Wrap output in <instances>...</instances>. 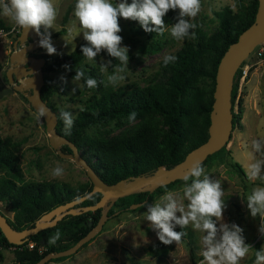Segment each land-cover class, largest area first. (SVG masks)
I'll return each instance as SVG.
<instances>
[{"label":"rangeland","instance_id":"1","mask_svg":"<svg viewBox=\"0 0 264 264\" xmlns=\"http://www.w3.org/2000/svg\"><path fill=\"white\" fill-rule=\"evenodd\" d=\"M118 2L119 0H113V3ZM131 2L132 0H127V3ZM54 3L59 14L54 29L50 31L53 32L60 27V22L66 12L67 19L64 25L67 30L51 38L57 53L51 54L50 57L58 53L69 52L83 36L79 22L74 16L76 0H54ZM252 3L253 0H201V11L193 21L197 24L193 30L196 37L194 39L185 38L182 41L175 40L169 31H165L162 36L157 34L155 37L139 34L134 29L136 20L118 17L121 27L119 35L123 38L121 46L128 47L129 62L128 67L121 73L125 79L115 88L118 86L131 88L164 82L170 70L169 64L164 66L163 57L167 54L174 55L187 39L199 40L202 43L205 52L204 60L209 64V57L213 53L212 48L219 43L217 31L220 19L217 11L226 5H235L234 13L241 16L244 15L246 7ZM8 23L11 26L14 22L9 20ZM174 23L165 24L166 28L170 29ZM16 29L19 30L20 27L16 26ZM14 37L15 33L0 36V84L2 87L10 86V83L4 79L3 72L9 65L8 55L12 49ZM155 40L160 43V46L150 50ZM35 52L45 53L47 51L39 47ZM95 59L88 61L85 58L81 66L74 67L71 71L63 67L45 71L54 78L57 86L50 97V102L57 107L60 122L57 129L59 131L64 129L60 113L67 111L75 118L79 110L85 106V98L95 91L100 83L107 85V76L120 66V61H113L106 50H102ZM245 59L248 65L247 75L239 83L234 104V111L238 112L239 104L242 108L239 121L231 131L225 150L203 167L210 178L221 182L224 190L223 198L226 207L223 212V222L240 226L243 229L242 235L245 243L250 245L249 253L240 261V264H254L255 252L264 248V236H261L258 231L259 217L253 218L247 207V195L253 187L264 186V182L259 180L249 182L247 169L248 165L253 162L251 146L253 139L264 137V42L258 44ZM108 60L112 61V65L107 68L106 72H101V62ZM81 67L96 71L97 87L87 88L82 79L79 85L83 86L73 92L75 85L72 78L75 75V69ZM202 81L204 82L203 88L209 92L211 84L208 78H203ZM37 116L38 112L33 109L25 93L14 90L0 97V137L12 136L20 141L18 165L22 175L26 179L66 181L72 185L86 182L89 177L85 169L76 163L74 158L61 156L57 152L56 148L49 143L50 132L46 129L43 117L38 120ZM153 116L156 118L158 127L165 128L160 117L156 114ZM142 120L141 117H135V120L130 122L128 117L124 116L108 123L94 124L86 129V133L90 138H110L131 131ZM83 150L87 151V144H82L80 151ZM234 162H237L242 170L236 168ZM57 166L63 169V173L54 177L52 171ZM3 173L4 170L0 169V176ZM190 182L191 180L188 181ZM184 184L185 180L167 190L177 192L182 196ZM164 193L157 195L147 205L158 202ZM184 203L186 205L187 201L185 200ZM0 211L9 217L13 215V211L8 208L5 201L1 200ZM146 211L145 206L134 211L116 212L108 216L100 231L81 245L77 251L63 255V258H52L43 264H199L202 260L200 255L202 233L194 231L191 226L185 228L191 231V236L183 235L180 242H173V248L165 255L161 257L149 255L146 247L157 241L158 237L157 230L153 229L151 223L144 219ZM217 226L219 227V222ZM189 238L191 239L187 242ZM255 242L258 244L255 245ZM15 254L14 246H0V264H12Z\"/></svg>","mask_w":264,"mask_h":264},{"label":"trees","instance_id":"2","mask_svg":"<svg viewBox=\"0 0 264 264\" xmlns=\"http://www.w3.org/2000/svg\"><path fill=\"white\" fill-rule=\"evenodd\" d=\"M257 5L258 0H253L241 16L235 14L230 5L217 11L220 19L217 31L219 43L212 48L213 53L209 57V64L205 63L202 43L199 40L187 39L175 52L174 56L177 59L169 63L170 72L164 82L131 88L123 86L115 88L100 83L97 89L85 98V106L74 118L71 134L65 135L64 129L57 130L72 140L79 151L82 144H87V151H80L81 155L108 183L131 175L149 173L158 165L166 167L174 165L184 157L187 151L206 139L218 62L227 46L254 20ZM176 15L175 11L169 10L163 18L165 24L176 22ZM66 19L67 12L60 22V27L51 32V38L66 32L67 28L64 25ZM0 27L9 28L1 20ZM134 29L137 33L149 37L157 35L145 32L137 20ZM18 33L17 30L15 35ZM86 43L82 36L69 52L58 53L52 57L47 52L41 53L46 58L43 67L45 81L40 89L41 96L47 99V103L56 110L57 116V107L50 102V97L57 86L54 78L45 71L65 68L64 65H69L70 69L81 66L85 59L81 46ZM159 46L160 43L155 40L150 50L157 49ZM111 58L116 61L115 58ZM245 61L246 59L242 61L234 75L231 96L233 127L238 123L242 110L239 104L238 112L234 111V104L242 65ZM83 70L85 79L89 77L96 79L98 76L94 69L83 68ZM3 76L8 81L5 70ZM203 78H208L211 84L209 92L203 88ZM133 111L136 112V117H141L143 120L127 133L110 138H90L86 133V129L94 124L108 123L124 116L129 117ZM155 114L160 117L165 128L158 127L156 118L153 116ZM59 124L58 116L57 125ZM19 144L20 141L12 136L0 137V169L4 170L0 176V200L5 201L8 208L13 211L12 217L7 216V219L14 228L22 229L33 225L41 214L58 204L87 193L92 188L90 179L77 185L66 181L26 179L18 165ZM226 144L209 154L201 165L204 166L223 152ZM61 149L71 150L67 144H63ZM233 164L242 170L237 162ZM182 181L184 178H178L158 186L153 191H137L118 197L108 209L109 216L116 212L143 208L157 195H161ZM101 195L99 191L93 192L76 203L74 207L82 209L84 206L94 204ZM140 201L142 203L139 206L130 207L131 203ZM100 215V207L94 210H82L79 213H67L55 224L28 235V238L19 244L8 241L0 230V246H14L16 254L12 264H30L48 251L72 245L98 221ZM58 230L61 233L60 239L55 245L49 244V237ZM176 231H182L184 235L191 236V231L181 229L179 226L176 227ZM30 243L33 245L30 246ZM257 244L258 242H255V245ZM173 246L174 244L165 245L158 239L146 247V252L149 255L161 257ZM55 258H63V256Z\"/></svg>","mask_w":264,"mask_h":264},{"label":"clouds","instance_id":"3","mask_svg":"<svg viewBox=\"0 0 264 264\" xmlns=\"http://www.w3.org/2000/svg\"><path fill=\"white\" fill-rule=\"evenodd\" d=\"M231 7L235 12L236 6ZM169 10L177 13L176 22L170 29L166 28L163 19ZM200 11L201 0H132L130 4L127 0H119L118 3H113V0H76L74 16L82 29L83 39L87 42L81 46V51L88 61L96 60L102 50H106L109 56L120 61V66L107 76V85L115 87L125 79L121 73L128 67L129 62V49L127 46H121L123 38L118 34L121 32L118 17L139 21L145 32L162 36L165 31H169L175 40L182 41L185 38L196 37L193 30L197 24L193 21ZM58 14L54 0H0V15L10 18L25 33L35 31L40 37L39 46L46 49L49 55L57 53L51 40L50 29H54ZM65 43L67 44L66 40ZM176 59V56L167 54L163 57V64L167 66ZM110 65L111 60L101 62V72H106ZM64 67L71 70L69 65ZM82 79L87 88L97 87V81L90 77L85 79V71L79 68L75 69L72 78L75 85L73 92L83 86L79 85ZM47 114V110L41 107L37 119ZM135 117L136 112L133 111L128 119L131 122ZM60 118L64 122L65 135H70L74 117L71 113L62 111ZM251 146L253 162L248 165L247 178L249 182L257 180L264 182V137L253 139ZM257 156L259 158H256ZM62 173L63 169L59 166L52 171L54 177ZM184 180L182 196L166 190L158 202L146 205L144 219L157 230L158 239L165 245L181 241L185 233L176 231L177 226L181 229L191 226L194 231L202 233L200 240L202 260L199 264H240L249 253L250 245L245 243L243 229L240 226L223 222L226 205L221 182L210 178L199 161L192 164ZM247 207L253 218L259 217L258 231L264 236V186H255L251 189L247 195ZM60 237L61 233L58 230L49 237L48 243L55 245ZM254 264H264V248L255 252Z\"/></svg>","mask_w":264,"mask_h":264},{"label":"water","instance_id":"4","mask_svg":"<svg viewBox=\"0 0 264 264\" xmlns=\"http://www.w3.org/2000/svg\"><path fill=\"white\" fill-rule=\"evenodd\" d=\"M18 31L19 33L15 35L12 49L8 55L9 65L5 70L10 86L2 87L0 84V97L17 90L26 94L35 111L38 112L41 107H44L48 113L43 119L46 129L50 132L48 136L49 143L56 148L61 156L74 158L76 163L85 169L92 182V188L79 197L54 206L41 214L33 225L22 229L14 228L8 221L7 215L0 211V230L8 241L19 244L26 240L28 235L55 224L67 213H79L82 210L101 208L98 221L76 242L66 248L48 251L37 261L30 263L43 264L51 258L77 251L81 245L90 240L102 228L103 223L109 216L108 209L118 197L137 191H153L160 185L178 178H184L194 162L199 161L201 163L209 154L220 149L229 141L233 129L231 96L234 75L249 53L258 44L264 42V0H258L254 20L238 34L237 38L227 46L220 57L216 69L213 102L206 139L187 151L184 157L172 166L158 165L149 173L131 175L113 183L104 181L81 155L77 145L57 130V112L47 103V99L42 98L40 91L45 81L43 66L46 58L43 55L30 53L40 47V37L37 36L35 31L25 33L22 28ZM41 31H43V28ZM28 90H30L29 93H26ZM63 144H67L71 150L63 151L61 149ZM96 191L102 194L97 202L84 206L82 209L74 207L76 203ZM141 203L142 201L131 203L130 207L135 208Z\"/></svg>","mask_w":264,"mask_h":264},{"label":"built area","instance_id":"5","mask_svg":"<svg viewBox=\"0 0 264 264\" xmlns=\"http://www.w3.org/2000/svg\"><path fill=\"white\" fill-rule=\"evenodd\" d=\"M16 31H17V29H16L15 25L9 27L8 29H5L4 27H0V36L8 34V33H15ZM247 68H248V65L246 63H244L242 65V69H241L242 73H241L239 83H241L243 81L244 77L247 75ZM32 245H33V243H30V246H32Z\"/></svg>","mask_w":264,"mask_h":264},{"label":"crops","instance_id":"6","mask_svg":"<svg viewBox=\"0 0 264 264\" xmlns=\"http://www.w3.org/2000/svg\"><path fill=\"white\" fill-rule=\"evenodd\" d=\"M0 20L5 24V25H7V26H10V24L8 23L9 22V20H10V18H8V17H5V16H3V15H0ZM13 25H15L14 23L11 25V26H13ZM10 26V27H11Z\"/></svg>","mask_w":264,"mask_h":264},{"label":"flooded vegetation","instance_id":"7","mask_svg":"<svg viewBox=\"0 0 264 264\" xmlns=\"http://www.w3.org/2000/svg\"><path fill=\"white\" fill-rule=\"evenodd\" d=\"M30 53H34V54H36V55H41V53H40V52L36 53L35 51H33V52H30ZM43 67H44V66H43Z\"/></svg>","mask_w":264,"mask_h":264}]
</instances>
